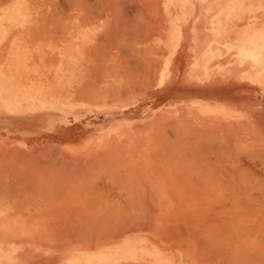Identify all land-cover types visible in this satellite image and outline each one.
<instances>
[{
	"label": "crops",
	"instance_id": "obj_1",
	"mask_svg": "<svg viewBox=\"0 0 264 264\" xmlns=\"http://www.w3.org/2000/svg\"><path fill=\"white\" fill-rule=\"evenodd\" d=\"M88 1L0 0V264H264L235 246L232 195L264 0Z\"/></svg>",
	"mask_w": 264,
	"mask_h": 264
},
{
	"label": "rangeland",
	"instance_id": "obj_2",
	"mask_svg": "<svg viewBox=\"0 0 264 264\" xmlns=\"http://www.w3.org/2000/svg\"><path fill=\"white\" fill-rule=\"evenodd\" d=\"M261 101L264 102V95L263 96L256 95V94L252 95V100H251L252 118H251V121H250L249 125H246V126L237 125V127H236L235 145L238 148L235 147L237 149V150H235V153H236L235 154L236 155L235 156V165H236L235 166V176L236 177H234V178H236L235 179V186L238 183V185L236 187L240 188V186H241V188H243L244 186H246V184H249L246 187H244V189H238L239 192L237 191V188L235 191V198L238 197L237 198L238 203L236 202L237 203L236 205L237 206L239 205L238 207H234L235 246L236 247H244V248L251 247V248H256V249L257 248L258 249L264 248V199L262 201V197L264 198V196L261 197L262 194H260V193H262V190L264 189V157H263L264 156V151H263L264 150V104H261L260 103ZM199 112L201 114L206 113L205 111H199ZM240 147H242V148H240ZM243 147H246L245 148L246 151ZM249 149H250V152H249ZM252 149H254V151ZM247 150H248V152H247ZM261 157H262V159H261ZM237 165L239 168L237 167ZM239 170H240V173H239ZM242 172L245 174H243ZM236 174H238V175H236ZM239 175H241V176H239ZM245 175L248 176L247 179H246ZM196 176L197 175L189 176V178L193 177L192 179H194V181L197 180L199 182V184L200 183L203 184L204 183L203 181H205V183H207V182L211 183V182H213L212 180H214V177H212L213 179L210 177L212 179V180H210L209 176H205L206 179H203L204 178L203 175H201L200 177L199 176L196 177ZM222 177L223 176H221L219 178H222ZM216 178H217V176H216ZM199 179H203V180H200L203 183L200 182ZM248 179H250L251 181L250 180L248 181ZM215 180L217 181V179H215ZM197 181H196V183H198ZM244 181H246L247 183L245 182L246 184H243ZM241 182H243L242 183L243 185L241 184ZM259 184L262 187H257V185H259ZM250 186L254 187V188L252 187L253 189L251 191L249 189ZM255 186L257 187V190H256ZM247 187H248V189H247ZM258 188H260V189L258 190ZM245 190L246 191L248 190L247 193L245 192ZM200 192H201V194L199 193V191H195V193H196L195 197L196 198L201 197L203 192L202 191H200ZM236 192H237V194H236ZM240 192H242V193L240 194ZM244 193H246V194H244ZM251 193H253V194H251ZM263 195H264V191H263ZM240 197L241 198L243 197V198L241 199ZM259 197L261 199H258ZM244 199L246 200L245 201L246 206H245V203L243 202ZM240 200H243V201H240ZM241 202H243V203L240 204ZM260 203H263V204H261L259 206L258 204H260ZM242 205H244V206H242ZM248 205H249V207H248ZM259 257H261V256H259Z\"/></svg>",
	"mask_w": 264,
	"mask_h": 264
},
{
	"label": "bare ground",
	"instance_id": "obj_3",
	"mask_svg": "<svg viewBox=\"0 0 264 264\" xmlns=\"http://www.w3.org/2000/svg\"><path fill=\"white\" fill-rule=\"evenodd\" d=\"M83 1H84V0H83ZM94 1H95V0L92 1V3H91L92 5H93V2H94ZM99 1H100V0H99ZM107 1H108V0H107ZM123 1H124V0H123ZM130 1H131V0H130ZM132 1H133V0H132ZM135 1H136V0H135ZM85 2H86V1H85ZM89 2H90V1H88L87 3H89ZM96 2H98V1H96ZM96 2H95V3H96ZM103 2H104V0H102L100 3H103ZM105 2H106V1H105ZM112 2H113V1H112ZM116 2H117V1H116ZM118 2H119V0H118ZM141 2H142V1H141ZM73 3H74V2H73ZM82 3H83V2H82ZM109 3H110V1H109ZM113 3H114V2H113ZM136 3H137V2H136ZM75 4H76V3H75ZM75 4H74V5H75ZM89 4H90V3H89ZM91 4H90V5H91ZM98 4H99V3H98ZM139 4H140V2H139ZM101 5L103 6V4H101ZM108 5H109V4H108ZM113 5H114V4H113ZM118 5H119V4H118ZM118 5H117V6H118ZM144 5H145V4H144ZM88 6H89V5H88ZM96 6H97V5H96ZM96 6H95V7H96ZM102 6H101V7H102ZM117 6H116V7H117ZM89 8L91 9L90 6H89ZM92 8H93V7H92ZM99 8H100V5H99L98 9H96V10H101V8H100V9H99ZM136 8H137V7H136ZM116 9H117V8H116ZM118 9H119V8H118ZM118 9H117V11H119ZM123 9H124V7H123ZM130 9H131V8H130ZM143 9H144V8H143ZM121 10H122V9H121ZM127 10H128V9H127ZM136 10H138V12H139V9H136ZM171 10H172V8H171ZM92 11H93V10H92ZM90 12H91V11H90ZM99 12H100V14H101V11H99ZM99 12H98V14H99ZM125 12H126V11H125ZM93 13H94V11L92 12V14H93ZM95 13H96V12H95ZM123 13H124V12H123ZM89 14H90V13H89ZM98 14H97V16H98ZM100 14H99V15H100ZM102 14H103V12H102ZM117 14H119V13H117ZM136 14L138 15L137 11H136ZM95 15H96V14H95ZM121 15H122V14H121ZM139 15H140V14H139ZM142 15H143V14H142ZM93 16H94V15H93ZM98 17H99V16H98ZM101 17H102V15H101ZM116 17H117V16H116ZM120 17H121V16H120ZM134 17H135V16H134ZM143 17H144V16H143ZM99 18H100V17H99ZM135 18H136V17H135ZM144 18H145V17H144ZM133 19H134V18H133ZM115 20H116V19H115ZM138 20H139V19H138ZM134 23H135V22H134ZM140 23H141V22H140ZM135 24H137V23H135ZM128 33H130V31H129ZM99 34H100V33H99ZM135 35H136V34H135ZM142 35H143V34H142ZM97 37H98V36H97ZM101 37H102V36H101ZM134 38H135V37H134ZM136 38H138V36H137ZM96 39H97V38H96ZM98 39H99V37H98ZM98 39H97V41H99ZM100 40H101V39H100ZM111 40H112V39H111ZM98 43H99V42H98ZM104 44H105V43H104ZM100 45H101V43H100ZM110 46H111V45H110ZM116 46H117V45H116ZM99 47H100V46H99ZM103 47H104V46H103ZM97 48H98V47H97ZM98 49H99V51L102 52V50H101L102 48H98ZM98 49H94V50H97V51H98ZM104 49H106V46H105ZM106 50H107V49H106ZM106 50H105V52H106ZM97 51H94V52L96 53ZM99 51H98V52H99ZM103 51H104V50H103ZM98 52H97V53H98ZM106 53H107V52H106ZM106 53H105V54H106ZM100 55H101V54H100ZM95 56H96V55H95ZM103 56H104V55H103ZM98 57H99V56H98ZM106 57H107V56H106ZM94 65H96V64H94ZM92 68H93V67H92ZM91 72H92V71H91ZM130 73H131V72H130ZM90 75H91V74H90ZM84 87H85V86H84ZM81 89H82V88H81ZM83 96H84V95H83ZM143 100H144V99H143ZM202 105H203V104H202ZM211 107H212V106H211ZM165 137H166V136H165ZM169 137H170V136H169ZM176 137H177V136H176ZM203 137H204V135H203ZM180 138H181V137H180ZM174 139H176V138H174ZM167 140H168V139H167ZM177 140H178V139H177ZM181 140H182V139H181ZM181 140H179V141H181ZM203 140H204V139H203ZM214 140H216V139H214ZM222 140H223V139H222ZM174 141H175V140H174ZM179 141H176V143L179 142ZM204 141H205V140H204ZM167 142H168V141H167ZM196 142H197V141H196ZM210 142H212V141H210ZM214 142L217 143V141H214ZM218 142H221V141H218ZM227 143H228V142H227ZM174 144H175V143H174ZM186 144H187V142H186ZM205 144H206V143H205ZM213 144H214V143H213ZM223 144H225V143H223ZM236 144H237V143H236ZM180 145H181V143H180ZM201 145H202V143H201ZM209 145H210V144H209ZM216 145H218V144H216ZM233 145H235V144L233 143ZM172 146H173V145H172ZM183 146H184V144H183ZM188 146H189V145H188ZM203 146H204V145H203ZM225 146H226V145H225ZM230 146H231V145H230ZM230 146H229V147H230ZM180 147H181V146H180ZM184 147H185V146H184ZM218 147H219V146H218ZM220 147H221V146H220ZM222 147H223V145H222ZM227 147H228V145H227ZM231 147H232V146H231ZM235 147H236V145H235ZM167 148H168V147H167ZM167 148H166V150H167ZM182 148H183V147H182ZM182 148H181V150H182ZM204 148H206V146H205ZM214 148H215V150H216V149H217V150H218V149H220V150H221V149H222V150H225V149H223V148H216L215 145H214ZM233 148H234V147H233ZM236 148H238V147H236ZM240 148H242V147H240ZM240 148H239V149H240ZM243 148L245 149L246 147H243ZM248 148H249V147H248ZM252 148H253V147H252ZM183 149H185V148H183ZM202 149H203V148H201V150H202ZM207 149H208V148H207ZM231 149H232V148H231ZM244 149H243V150H244ZM181 150H179V151L181 152ZM211 150H213V149L211 148ZM227 150H228V148H227ZM233 150H234V152H235V150H237V149H233ZM233 150H232V151H233ZM252 150L254 151V149H252ZM170 151H172V150H170ZM202 151H205V149L202 150ZM228 151H229V150H228ZM240 151H241V150H240ZM245 151H246V149H245ZM263 151H264V150H263ZM162 152H163V151H162ZM173 152H174V151H173ZM218 152H219V151H218ZM247 152H248V150H247ZM249 152H250V149H249ZM187 153H189V152H187ZM191 153H192V152H191ZM230 153H231V152H230ZM238 153H239V152H238ZM259 153H260V152H259ZM156 154H157V153H156ZM163 154H164V153H163ZM171 154H172V153H171ZM219 154H220V153H219ZM254 154H255V153H254ZM169 155H170V154H169ZM195 155H196V154H195ZM215 155H216V154H215ZM233 155H234V154H233ZM238 155H239V154H238ZM49 156H50V155H49ZM171 156H172V155H171ZM191 156H192V155H190V157H191ZM202 156H203V155H202ZM223 156H224V155H223ZM223 156H222V157H223ZM227 156H228V155H227ZM234 156H235V155H234ZM162 157H163V155H162ZM178 157H179V156H178ZM185 157H186V156H185ZM263 157H264V156H263ZM56 158H57V156H56ZM165 158H166V157H165ZM195 158H196V159H197V158H200V156L197 155V157H195ZM195 158H193V159L196 160ZM202 158H208V157H204V156H203ZM226 158H227V157H226ZM228 158H229V157H228ZM236 158H237V157H236ZM92 159H93V158H92ZM99 159H100V158H99ZM217 159H218V158H217ZM261 159H262V157H261ZM179 160H180V159H179ZM219 160H220V159H219ZM226 160H227V159H226ZM189 161H190V160H189ZM198 161H199V159H198ZM229 161H230V158H229ZM70 162H71V160H70ZM91 162H92V160H91ZM108 162H110V161H108ZM192 162H193V161H192ZM223 162H224V161H223ZM64 163H66V162H64ZM76 163H77V162H76ZM93 163L96 164L95 162H93ZM93 163H92V164H93ZM194 163H195V164H193V163H189V166H191V168H192V165H193L194 168H195V165H196V164L198 165L199 162L196 163V161H195ZM225 163H226V162H225ZM229 163H230V162H228L227 165H229ZM35 164H36V163H35ZM46 164H47V163H46ZM66 164H67V163H66ZM73 164H74V163H72V165L69 164V166H68L69 168L71 167V168H70V171H74V170L72 169V168H73ZM87 164H88V163H87ZM98 164H99V163L96 164V167H97ZM183 164H184V163H183ZM190 164H192V165H190ZM211 164H212V165H210V163L207 164V165H209V166H208L209 169H210L211 166H212L211 170H208V167H206L207 165L205 166V165H202V164L200 165V164H199V166H203V167L205 166V168H207V170H206L205 172H206V173H207V171L209 172V174H210V175H209V178H210V177H211V178L214 177V175L211 176V171L213 170L214 165H217V163H214V165H213V162H212ZM236 164H237V163H236ZM240 164H241V163H240ZM54 165H56V164H54ZM61 165H62V164H61ZM70 165H71V166H70ZM106 165H107V164H106ZM185 165H186V164H185ZM224 165H225V164H224ZM227 165H225V166H227ZM56 166L59 167V165H56ZM56 166H54V167H56ZM66 166H67V165H66ZM66 166H64L63 169H66V170H67V167H66ZM75 166H76V165H75ZM80 166H81V165H80ZM88 166H89V165H88ZM92 166H93V165H92ZM92 166H90V167H92ZM94 166H95V165H94ZM98 166H99V165H98ZM189 166H188V167H189ZM217 166L219 167L220 165H217ZM221 166H223V165H221ZM235 166H236V165H235ZM54 167H53L52 173L55 172V171H54ZM57 167H56V168H57ZM65 167H66V168H65ZM77 167H78V166H77ZM102 167H103V166H102ZM104 167H105V166H104ZM215 167H216V166H215ZM237 167H238V165H237ZM51 168H52V167H51ZM69 168H68V169H69ZM81 168H83V167H81ZM99 168H101V166H100ZM110 168H111V167H110ZM194 168H193V169H194ZM200 168H201V167H200ZM205 168H201L200 170H201V171H202V170L204 171ZM220 168L224 169V167H219V168H216V169L218 170V169H220ZM227 168H229V167H227ZM227 168H226V169H227ZM238 168H239V167H238ZM238 168H237V169H238ZM84 169H85V167H84ZM189 169H190V168H189ZM59 170L61 171V167L59 168ZM77 170H78V169H77ZM116 170H117V169H116ZM214 170H215V168H214ZM217 170H216V171H217ZM229 170H230V169H229ZM50 171H51V169H50ZM67 171H68V170H67ZM83 171H84V170H83ZM194 171H195V169H194ZM198 171H199V170H198ZM201 171L198 172V175H197V176L200 177L201 174H202V175L204 174V172L201 173ZM216 171H215V172L213 171V172L216 173ZM226 171H227V172H226ZM226 171L223 170L222 172H223V173L226 172V173L228 174V169H227ZM48 172H49V170H48ZM68 172H69V171H68ZM75 172H76V171H75ZM75 172H74V175H75ZM79 172H82V170L80 171V168H79ZM187 172H188V171H187ZM192 172H193V171H192ZM192 172H189V175H191ZM217 172H218V171H217ZM219 172H220V171H219ZM222 172H220V173H222ZM233 172H234V171H231V173H229V174L233 175ZM52 173H51V174H52ZM59 173H60V172H59ZM87 173H88V172H87ZM87 173H86V175H89V173H88V174H87ZM190 173H191V174H190ZM196 173H197V171H195V174H196ZM199 173H200V175H199ZM236 173H237V172H236ZM239 173H240V170H239ZM242 173H243V172H242ZM51 174H50V175H51ZM56 174H58V172H57ZM68 174H69V173H68ZM81 174H82V173H80V175H81ZM212 174H213V173H212ZM229 174H228V175H229ZM243 174H245V173H243ZM62 175H63V172H62ZM84 175H85V174H84ZM204 175H205V174H204ZM204 175H203V176H204ZM236 175H238V174H236ZM82 176H83V175H81V177H82ZM197 176H196V177H197ZM205 176H206V175H205ZM205 176H204L203 179H206ZM216 176H218V173H216ZM216 176H215V177H216ZM239 176H241V175H239ZM245 176H246V175H245ZM85 177H86V176H85ZM215 177H214V180H215ZM220 177H221V176H220ZM233 177H234V176H233ZM235 177H236V176H235ZM247 177H248V176H246V179H247ZM62 178H63V177H62ZM191 178H193V177H191ZM191 178H188V180L190 181ZM201 178H202V177H201ZM211 178H210V180L213 179V178H212V179H211ZM224 178H225V177H224ZM241 178H242V177H241ZM80 179H81V178H80ZM84 179H86V178H84ZM87 179H88V178H87ZM89 179H90V178H89ZM203 179H199V181H200V180H203ZM235 179H236V178H234V181H235ZM238 179H239V178H238ZM242 179H243V178H242ZM93 180H94V179H93ZM186 180H187V178H186ZM192 180H193V179H191V181H192ZM195 180H196V179H195ZM214 180H212V181H214ZM217 180H218V179H217ZM231 180H233V179L231 178ZM244 180H245V179H244ZM249 180H250V179H248V181H249ZM59 181H60V180H59ZM82 181H83V179H82ZM193 181H194V180H193ZM196 181H197V180H196ZM196 181H195V183H196ZM215 181H216V180H215ZM215 181H214V182H215ZM225 181H226V180H225ZM240 181H241V180H240ZM250 181H251V180H250ZM49 182H50V181H49ZM85 182H86V181H85ZM88 182H89V181H88ZM88 182H87V183H88ZM91 182H92V181H91ZM197 182H198V181H197ZM200 182H202V181H200ZM203 182L205 183V181H203ZM203 182H202V183H203ZM219 182H221V181L219 180L218 183H219ZM222 182H223V180H222ZM245 182H246V181H244V183L241 182V184H242V183H243V184H246L247 182H246V183H245ZM70 183H71V182H70ZM189 183H191V182H189ZM198 183H199V182H198ZM204 183L202 184L203 186H204ZM207 183H208V182H207ZM229 183H230V182H229ZM232 183H233V182H232ZM239 183H240V182H239ZM249 183H250V182H249ZM74 184H75V183H74ZM82 184H83V183H82ZM84 184H85V183H84ZM92 184H93V183H92ZM187 184H188V183H187ZM192 184H194V182H193ZM196 184H197V183H196ZM196 184H195V185H196ZM200 184H201V183H200ZM222 184H224V183H222ZM225 184H227V182H226ZM225 184H224V185H225ZM234 184H235V183H234ZM243 184H242V185H243ZM75 185H76V184H75ZM89 185H90V184H89ZM189 185H190V184H189ZM202 185H201V187H202ZM218 185H220V184H218ZM230 185H231V184H230ZM230 185H229V186L227 185V187H229V188H228L229 190H230ZM237 185H238V183H237ZM237 185H236V186H237ZM247 185H249V184H246V186H247ZM255 185H256V184H255ZM259 185H260V184H259ZM259 185H257V187H262L261 185H260V186H259ZM197 186H198V184L195 186V189H197V190L199 189L198 191H199V193L201 194V192H200V189H201V188H199L200 186L197 188ZM216 186H217V184H216ZM236 186H235V187H236ZM246 186H244V187H246ZM82 187H83V186H82ZM84 187H85V186H84ZM87 187H88V186H87ZM90 187H91V186H90ZM130 187H132V186H130ZM189 187H190V186H189ZM227 187H225V188H227ZM238 187H239V186H238ZM244 187L241 188V186H240V188H237V187H236V188H237V191H238V189H244ZM252 187H253V186H250V187H249L250 191L254 188V187H253V188H252ZM257 187L255 186L256 190H257ZM132 188H133V187H132ZM202 188H203V187H202ZM221 188H223V187H221ZM69 189H70V188H69ZM85 189H86V188H85ZM233 189H234V188L232 187V190H233ZM247 189H248V187H247ZM259 189H260V188H258V190H259ZM131 190H132V189H131ZM223 190H226V189H223ZM232 190H231L230 192H227L228 190L225 191V192L227 193V196H229V195L231 194ZM84 191H85V190H84ZM87 191H88V190H87ZM132 191H133V190H132ZM234 191H236V190L234 189ZM241 191H242V190H241ZM247 191H248V190H247ZM247 191L245 190L246 193H247ZM263 191H264V189L262 190V193H260V194H262L261 197L264 196V195H263ZM130 192H131V191H130ZM191 192H192V191H191ZM238 192H239V191H238ZM91 193H92V192H91ZM91 193H90V194H91ZM133 193H134V192H133ZM194 193H195V192H194ZM228 193H230V194L228 195ZM233 193H235V192H232V195H234ZM241 193H242V192H240V194H241ZM246 193H244V194H246ZM128 194H129V193H128ZM190 194H191V193H190ZM236 194H237V192H236ZM238 194H239V193H238ZM251 194H253V193H251ZM251 194H250V195H251ZM129 195H130V194H129ZM131 195H132V193H131ZM131 195H130V196H131ZM192 195H194V194H192ZM195 195H196V193H195ZM197 195H198V194H197ZM223 196H224V194H223ZM248 196H249V195H248ZM81 197H82L81 199H84L83 196H81ZM224 197H225V196H224ZM224 197H223V199H224ZM136 198H137V197H136ZM237 198H238V197H237ZM237 198H235V199H236V200H235L236 202H237ZM240 198H241V197H240ZM242 198H243V197H242ZM242 198H241V199H242ZM248 198H249V197H248ZM87 199H88V198H87ZM230 199H231V198H230ZM233 199H234V198H233ZM255 199H256V198H255ZM258 199H261V198L259 197ZM263 199H264V198L262 197V201H263ZM84 200L86 201V199H84ZM84 200H83V201H84ZM130 200H131V198H130ZM224 200H225V199H224ZM224 200H223V201H224ZM231 200H232V199H231ZM250 200H251V199H250ZM256 200H257V199H256ZM73 201H74V200H73ZM75 201H76V200H75ZM75 201H74V202H75ZM221 201H222V200H221ZM238 201H239V200H238ZM240 201H243V200H240ZM245 201H246V200L244 199L243 202L245 203ZM243 202H241L240 204H242ZM76 203H78V201H77ZM84 203H85V202H84ZM130 203H131V202H130ZM132 203H133V202H132ZM134 203H136V202H134ZM237 203H238V202H237ZM237 203H236V204H237ZM249 203H250V202H249ZM64 204H65V203H64ZM87 204H88V206H87L88 208L86 207V210L90 208V207H89V203L86 202V204H84V205L86 206ZM139 204H140V203H139ZM228 204H229V203H228ZM261 204H263V203H260V204H258V205L260 206ZM132 205H133V204H132ZM132 205H131V206H132ZM229 205H230V204H229ZM231 205H232V204H231ZM234 205H235V204H234ZM68 206H69V205H68ZM72 206L75 207L74 205H72ZM90 206H91V204H90ZM238 206H239V205H238ZM238 206L236 205L235 207H238ZM242 206H244V205H242ZM245 206H246V203H245ZM134 207H135V206H134ZM248 207H249V205H248ZM71 208H72V207H71ZM139 208H140V207H139ZM139 208H138V209H139ZM239 208H240V207H239ZM243 208H244V207H243ZM76 209H77V208H76ZM81 209H82V208H81ZM81 209H79V210H81ZM84 209H85V208H84ZM101 209H102V208H101ZM130 209L132 210V208H130ZM130 209H128V211L125 209L126 211L123 210V211H121V213H122V212H127V216H128V215H130V213H131V211L129 212ZM232 209H233V208H232ZM237 209H238V208H237ZM244 209H245V208H244ZM74 210H75V209H74ZM77 210H78V209H77ZM90 210H92V209L90 208ZM133 210H134V209H133ZM133 210H132V211H133ZM229 210H230V209H229ZM235 210H236V209H235ZM106 211H108V210H105V211H104L105 215H106V213H107V214L110 213V212L108 213V212H106ZM136 211H137V210H136ZM75 212H76V211H75ZM77 212H78V211H77ZM100 212H101V210H100ZM128 212H129V213H128ZM142 212H143V211H142ZM235 212H236V211H235ZM72 213H73V212H72ZM83 213H84V212L82 211V214H83ZM94 213H95V212H94ZM104 213H103V214H104ZM137 213H139V211H138ZM73 214H74V213H73ZM76 214H77V213H76ZM80 214H81V213H80ZM103 214H102V215H103ZM122 214H123V216L126 215V214H124V213H122ZM131 214H132V216H136V214L133 215L134 213H131ZM109 215H110V214H109ZM111 215H112V214H111ZM225 215H226V214H225ZM75 216H76V215H75ZM77 216H79V213L77 214ZM123 216H122V217H123ZM127 216H126V217H127ZM130 216H131V215H130ZM130 216H128V217H130ZM72 217H73V216H72ZM81 217H82V215H81ZM105 217H108V215H106V216L103 215V219H102L101 217L99 218V220H101V223H102V221L105 220ZM122 217L120 216V218H122ZM124 217H125V216H124ZM77 218H79V217H77ZM77 218H74V220H77ZM132 218H133V217H132ZM132 218H131L130 220H132ZM87 219H88V218H87ZM87 219H85V221H86ZM106 219H107V218H106ZM122 219H123V218H122ZM127 219H128V218H127ZM135 219H136V218H135ZM78 220H79V219H78ZM78 220H77V221H78ZM89 220H91L90 217H89ZM89 220H88V223L91 224V221H89ZM112 220H114V219H112ZM80 221H81V219H80ZM80 221H79V224H80V226H81ZM85 221H82V222H85ZM106 221H108V220H106ZM124 221H125V220H124ZM128 222H129V220H128ZM77 223H78V222H77ZM88 223H87V224H88ZM97 223H100V221L97 222ZM110 223H111V222H110ZM119 223H120V220H119ZM72 224L74 225V223H72ZM87 224H85V225H87ZM90 224H88V225L90 226ZM112 224H113V223H112ZM117 225H118V223H117ZM80 226H79V227H80ZM70 227H71V226H70ZM98 227H99V226H98ZM80 228H82V226H81ZM100 228H101V227H100ZM102 228H103V227H102ZM83 229H84V228H83ZM83 229H82V232H83ZM86 229H87V227H86ZM90 229H91V228L89 227V231H90ZM84 230H85V229H84ZM28 241H29V240H28ZM21 242H22V241H21ZM22 244H23V243H22ZM25 244H26V243H25ZM28 244H29V243H28ZM23 245H24V244H23ZM30 246H31V245H30ZM24 247H26V246H24ZM32 247H33V246H32ZM28 248H29V247H28ZM69 262H70V261H69Z\"/></svg>",
	"mask_w": 264,
	"mask_h": 264
}]
</instances>
